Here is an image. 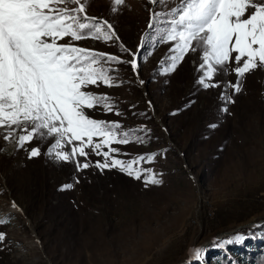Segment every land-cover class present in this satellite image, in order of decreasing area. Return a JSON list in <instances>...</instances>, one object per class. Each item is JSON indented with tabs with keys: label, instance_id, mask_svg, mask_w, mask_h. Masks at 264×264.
Returning a JSON list of instances; mask_svg holds the SVG:
<instances>
[{
	"label": "rangeland",
	"instance_id": "374dc122",
	"mask_svg": "<svg viewBox=\"0 0 264 264\" xmlns=\"http://www.w3.org/2000/svg\"><path fill=\"white\" fill-rule=\"evenodd\" d=\"M110 2L89 0L86 12L107 19L119 40L75 44L131 60L119 44L137 52L149 31L147 0H125L117 12L110 11ZM167 55V45L156 38L153 46L150 40L139 54V77L128 64L111 65L118 69L113 75L119 87L86 89L107 94L116 106L107 114L92 110V118L119 122L122 130H148L135 133L145 137L142 144L112 147L125 161L157 153L153 163L135 167L151 168L162 184L145 186L144 177L137 180L115 168L76 171L73 163L50 159L47 143L33 141L20 149L0 139V218L8 220L0 225L6 234L0 264H186L193 247L254 225L261 227L253 232L264 231V68L245 74L241 92L228 89L235 102L224 113L219 97L225 82L236 81L235 73L215 77L221 87L205 90L194 84L196 53L163 74L159 61ZM37 146L41 155L29 159L28 150ZM86 151L87 158L77 157L82 163L103 162ZM66 184L73 187L62 190ZM250 239L255 244L249 245ZM250 239L210 251L208 264L216 259L252 264L240 255L261 253L264 239Z\"/></svg>",
	"mask_w": 264,
	"mask_h": 264
},
{
	"label": "snow or ice",
	"instance_id": "6c2138e0",
	"mask_svg": "<svg viewBox=\"0 0 264 264\" xmlns=\"http://www.w3.org/2000/svg\"><path fill=\"white\" fill-rule=\"evenodd\" d=\"M123 5L125 0H111L110 11L117 12ZM147 5L149 31L137 52L119 44L132 57L125 60L76 46L75 42L89 39L104 43L119 40L107 19L87 14L89 0H0V139L20 149L33 141L47 143L46 155L50 159L73 163L76 171L93 166L101 172L115 168L137 180L144 177L145 186L162 184L151 168L135 167L142 162L153 163L157 153L125 161L117 158L119 149L112 147L142 144L145 137L135 133L146 135L148 130L143 126L122 130L119 122L92 118V110L99 108L107 114L116 106L107 94L86 89L101 84L119 87L113 75L118 69L111 65L128 64L139 77V54L150 40L155 46L158 38L159 43L168 46L166 59L159 61L163 74L175 71L189 53H196L198 60L199 75L194 84L205 90L221 87L215 77L235 73L236 81L225 82L219 97L225 103L221 111L227 113L226 105L235 102L228 89L241 92L245 74L264 68V0H147ZM161 24L167 26L160 28ZM152 30L156 31L155 38ZM233 62L235 67L231 68ZM115 115L122 113L116 111ZM96 139L100 142H94ZM104 146L108 150L102 152ZM86 149L102 156L103 162L82 163L77 157L87 158L90 152ZM40 155L39 146L28 150L29 159ZM72 187L66 184L62 190ZM7 223V219L0 218V225ZM250 238L264 239V231L240 232L213 240L208 246L193 247L186 264L193 260L208 264L210 251L243 245ZM5 239L6 234L0 232V243Z\"/></svg>",
	"mask_w": 264,
	"mask_h": 264
},
{
	"label": "trees",
	"instance_id": "16d2710c",
	"mask_svg": "<svg viewBox=\"0 0 264 264\" xmlns=\"http://www.w3.org/2000/svg\"><path fill=\"white\" fill-rule=\"evenodd\" d=\"M253 229H259V228H245L243 230V233L247 234L249 232V230L252 231ZM260 242L262 243V240ZM253 244H255L254 241L250 239L249 245H253ZM240 257L244 263L261 264V262L264 261V258H263L264 257V247H263V250L261 253H260V251L257 253H253L251 255H248L246 253V254L240 255ZM216 260L222 262V259H216Z\"/></svg>",
	"mask_w": 264,
	"mask_h": 264
},
{
	"label": "bare ground",
	"instance_id": "6f19581e",
	"mask_svg": "<svg viewBox=\"0 0 264 264\" xmlns=\"http://www.w3.org/2000/svg\"><path fill=\"white\" fill-rule=\"evenodd\" d=\"M20 212V211H19Z\"/></svg>",
	"mask_w": 264,
	"mask_h": 264
}]
</instances>
